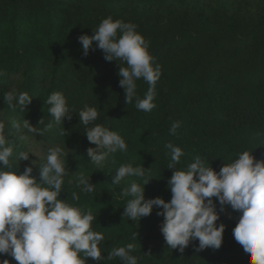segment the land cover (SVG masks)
<instances>
[{
    "label": "trees",
    "instance_id": "16d2710c",
    "mask_svg": "<svg viewBox=\"0 0 264 264\" xmlns=\"http://www.w3.org/2000/svg\"><path fill=\"white\" fill-rule=\"evenodd\" d=\"M108 16L135 24L149 42L154 66L160 67L156 107L150 112L138 110L135 98L125 102L120 66L106 61L95 42L83 55L78 37L92 35ZM0 73V121L13 147V165L22 174L32 161L42 164L52 147L59 145L68 153V176L59 198L93 212L92 229L104 236L103 256L133 243L131 254L138 264H250L234 239L238 220L226 215L227 207L217 221L226 225L219 249L198 251L197 240L180 253L165 241L159 208L141 220L123 216L129 197L120 194L121 187L140 180L128 177L120 186L111 183L118 167L132 162L148 169L146 176L151 177L145 199L171 200L167 184L174 169L167 168L168 142L184 152L177 168L201 156L218 172L245 150L264 160V0H0ZM148 88L143 79L137 80L138 97ZM9 91L26 92L32 101L23 111L9 107L3 99ZM56 91L76 112L85 105L96 107L99 117L94 123L119 132L127 151L109 156L102 167L93 164L87 149L95 145L84 134L78 113L59 125L49 115L47 98ZM24 119L39 134L12 127V121L22 124ZM176 121L180 127L172 135L169 129ZM50 122L52 127H46ZM19 151H35L38 157L33 153L28 161L18 162ZM32 166L39 179L38 167ZM78 172L96 184L94 192L76 186ZM72 193L79 201L71 200ZM3 259L18 264L9 255H0ZM86 264L106 261L89 257ZM107 264L122 261L114 258Z\"/></svg>",
    "mask_w": 264,
    "mask_h": 264
},
{
    "label": "clouds",
    "instance_id": "9594fccd",
    "mask_svg": "<svg viewBox=\"0 0 264 264\" xmlns=\"http://www.w3.org/2000/svg\"><path fill=\"white\" fill-rule=\"evenodd\" d=\"M78 42L84 56L95 42V48L103 51L106 61L118 62L119 85L125 91L127 104L135 98L138 110L150 112L156 107L155 89L161 70L158 65L154 66L149 42L135 24L108 16L92 35H81ZM140 79L149 85L143 98L137 96V80ZM32 98L26 92L16 91L3 96L9 107L18 106L21 111ZM47 104L50 106L48 113L57 125L64 124L66 117L71 120L72 113L76 112L70 109L67 98L59 91L48 96ZM76 113L86 128L84 134L89 143L95 145L87 149L93 164L102 167L109 156L127 151L128 145L119 132L94 123L99 117L96 107L85 105ZM43 123L41 120L40 124ZM12 127L39 134L37 127L27 119L22 124L12 121ZM46 127L51 128L52 122ZM179 127V121L173 122L169 133L175 135ZM165 148L171 154L167 168L174 169L167 184L171 200L159 196L145 199V185L151 178L146 176L148 169L134 166L132 162L121 164L111 184L120 186L128 177L140 180H132L128 186L121 187L120 194L129 197L123 216L131 221L141 220L149 216L154 207L159 208L157 215L163 217L160 230L167 245L183 253L190 242L197 240L198 251L209 247L219 249L226 225L217 224V221L221 211L230 206L240 213L233 229L234 239L247 253L250 264H264V160H256L253 151L245 150L233 162L224 163L218 172L201 156H196L186 167L177 168L183 150L171 142L166 143ZM33 153L37 156L35 151H19L16 158L18 162L28 161ZM67 156L68 153L57 145L48 150L42 164L32 161L39 169V179L33 175L32 165L19 173L11 160L13 147L5 134V124L0 121V255H9L18 264H86L89 257L104 260L106 264L114 258H119L122 264H138L137 257L131 254L133 243L114 248L103 256L100 244L104 236L92 229L96 220L93 212L69 202L68 198H59L68 176ZM75 183L84 193L96 190V184L83 172L76 173ZM79 198L77 193H72V201H79ZM0 264H10V261L3 259Z\"/></svg>",
    "mask_w": 264,
    "mask_h": 264
},
{
    "label": "rangeland",
    "instance_id": "374dc122",
    "mask_svg": "<svg viewBox=\"0 0 264 264\" xmlns=\"http://www.w3.org/2000/svg\"><path fill=\"white\" fill-rule=\"evenodd\" d=\"M226 215H228L231 219H239L240 213L237 211H233L230 206H227Z\"/></svg>",
    "mask_w": 264,
    "mask_h": 264
}]
</instances>
